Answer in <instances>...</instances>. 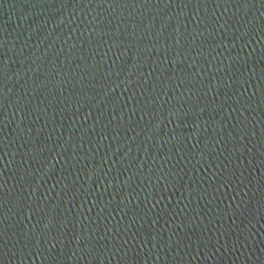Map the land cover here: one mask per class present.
I'll return each instance as SVG.
<instances>
[{"label": "water", "instance_id": "95a60500", "mask_svg": "<svg viewBox=\"0 0 264 264\" xmlns=\"http://www.w3.org/2000/svg\"><path fill=\"white\" fill-rule=\"evenodd\" d=\"M0 264H264V0H0Z\"/></svg>", "mask_w": 264, "mask_h": 264}]
</instances>
